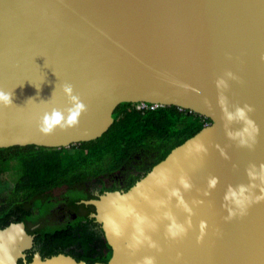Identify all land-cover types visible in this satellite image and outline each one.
<instances>
[{
    "label": "water",
    "instance_id": "1",
    "mask_svg": "<svg viewBox=\"0 0 264 264\" xmlns=\"http://www.w3.org/2000/svg\"><path fill=\"white\" fill-rule=\"evenodd\" d=\"M77 123L41 131L46 114ZM0 149L101 138L121 104L211 123L96 209L106 264H264V0H0ZM243 113V115H241ZM24 223L0 230V264L27 261ZM104 264V263H96Z\"/></svg>",
    "mask_w": 264,
    "mask_h": 264
},
{
    "label": "trees",
    "instance_id": "2",
    "mask_svg": "<svg viewBox=\"0 0 264 264\" xmlns=\"http://www.w3.org/2000/svg\"><path fill=\"white\" fill-rule=\"evenodd\" d=\"M138 106L121 104L114 112L112 127L91 142L62 149H0V230L13 223L25 224L27 233L34 236V246L26 252L29 263L36 253L43 259L65 254L87 264L108 263L112 250L107 246V254L98 253L96 233L88 225L92 220L80 215L71 226H60L57 215L51 212L53 200H57L52 191L66 187L58 201L68 199L74 211L86 208L82 201L96 199L91 188L101 185L102 194L116 191L115 186H104L107 178L123 177L128 184L126 192L172 150L211 123L176 107L140 110ZM83 220L87 224L83 225ZM72 245H80L85 251L64 253Z\"/></svg>",
    "mask_w": 264,
    "mask_h": 264
},
{
    "label": "flooded vegetation",
    "instance_id": "3",
    "mask_svg": "<svg viewBox=\"0 0 264 264\" xmlns=\"http://www.w3.org/2000/svg\"><path fill=\"white\" fill-rule=\"evenodd\" d=\"M104 186L108 189L115 186L117 189L116 191L125 192V189L128 187V184L123 182V177L116 176L113 179H105L104 180ZM101 185L96 186V188L89 189L92 193V196L96 199L99 198L100 195H103L101 193ZM67 191L66 187L56 189L52 191V195L57 199L53 200V203H55V207L51 210L52 213H55L57 216V222H59L60 226H71L73 222L78 221L80 215L88 220H92L90 225V230L93 231L96 238L95 241V248L97 249L98 253L102 252L104 254H107L109 251L107 249L108 242L106 240L105 234L102 230V226L95 221V219L92 217L96 213V209L91 205H85L86 208H81L82 210L78 209L77 211H74L72 208L69 207L68 199L64 202H59L58 199ZM56 192H59V195H55ZM108 192V191H107ZM114 192V191H113ZM106 193V192H105ZM93 199V200H96ZM58 202V203H57ZM83 204V203H82ZM88 221L83 220V225L87 224ZM94 238V237H93ZM94 241V239H93ZM85 251L80 245H72L69 249L64 250V253H73L76 255L77 253H81Z\"/></svg>",
    "mask_w": 264,
    "mask_h": 264
},
{
    "label": "clouds",
    "instance_id": "4",
    "mask_svg": "<svg viewBox=\"0 0 264 264\" xmlns=\"http://www.w3.org/2000/svg\"><path fill=\"white\" fill-rule=\"evenodd\" d=\"M64 90L69 94L70 99L72 100L74 107L68 109L69 115L65 120L64 115L59 111H53L51 115L46 114L43 119V126L41 127V131L48 133L53 130L56 125H60L62 121H64L65 126H70L76 124L77 118L81 114L82 111L85 110V106L83 103L79 102L78 97L72 95V86L70 84H66L64 86ZM0 102H3L5 105L12 104V93H7L3 90H0ZM243 115V113H241ZM147 264H152V261L147 260Z\"/></svg>",
    "mask_w": 264,
    "mask_h": 264
},
{
    "label": "built area",
    "instance_id": "5",
    "mask_svg": "<svg viewBox=\"0 0 264 264\" xmlns=\"http://www.w3.org/2000/svg\"><path fill=\"white\" fill-rule=\"evenodd\" d=\"M156 109V108H158L157 106H152V105H147V104H139V106H138V109H140V110H144V109ZM208 124H206L205 126H207Z\"/></svg>",
    "mask_w": 264,
    "mask_h": 264
},
{
    "label": "rangeland",
    "instance_id": "6",
    "mask_svg": "<svg viewBox=\"0 0 264 264\" xmlns=\"http://www.w3.org/2000/svg\"><path fill=\"white\" fill-rule=\"evenodd\" d=\"M55 195H59V192H56V194Z\"/></svg>",
    "mask_w": 264,
    "mask_h": 264
}]
</instances>
